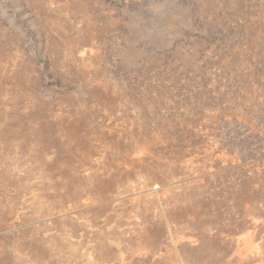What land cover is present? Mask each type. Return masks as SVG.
<instances>
[{
	"label": "rangeland",
	"instance_id": "1",
	"mask_svg": "<svg viewBox=\"0 0 264 264\" xmlns=\"http://www.w3.org/2000/svg\"><path fill=\"white\" fill-rule=\"evenodd\" d=\"M0 264H264V0H0Z\"/></svg>",
	"mask_w": 264,
	"mask_h": 264
}]
</instances>
